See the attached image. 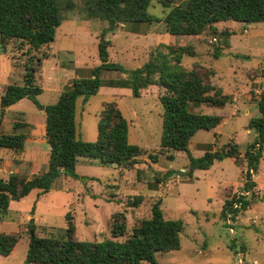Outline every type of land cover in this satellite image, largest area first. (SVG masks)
<instances>
[{"label":"rangeland","instance_id":"1","mask_svg":"<svg viewBox=\"0 0 264 264\" xmlns=\"http://www.w3.org/2000/svg\"><path fill=\"white\" fill-rule=\"evenodd\" d=\"M88 1L59 0L63 21L52 43L30 49L28 43L13 39L5 52L0 51V98L6 85L23 83L29 52L42 58L36 82L44 90L37 99L45 106L55 103L75 78L90 76L91 69L101 62L98 43L108 24L89 17ZM163 1L151 0L148 8L150 14L157 16L156 21L126 22L106 34L111 44L109 60L132 70L157 55L170 60L166 45L191 46L193 52L184 55L183 67L213 71L212 84L233 99L224 107L203 103L194 108L223 117L216 128L200 129L189 145L195 157L207 150L215 152L217 158L212 167L190 172L186 151L160 153L161 86L153 84L142 89L140 97L134 96L130 88L110 86H102L86 101L80 96L76 114L78 135L83 140L98 139L104 104L115 101L129 121L130 141L145 148L146 153L131 169L80 157L76 171L81 179L63 175L48 193L35 189L21 200L12 201L7 217L0 221V234L19 233L20 239L10 255H0V264H23L29 249L30 226L38 236H62L68 213L74 218L78 239L124 241L136 224L152 216L156 202H160L166 218L183 219L181 246L158 252L156 263L139 264H264V156L258 172L252 175L257 183L255 196L244 189L248 168L245 153L258 137L257 131L249 128V121L260 115L257 103L264 89V23L225 20L214 24L216 33L208 29L200 35H174L167 32L165 23L171 7L164 6ZM223 31L231 33L228 38L222 35ZM217 49L222 52L219 58L215 57ZM126 76L116 70H106L102 75L104 79ZM15 105L6 113L0 134L24 132L29 141L22 152L0 148V178L8 179L14 174L32 178L48 167L50 147L43 127L46 113L29 98ZM233 143L239 147L238 158L223 157L222 153ZM170 170L175 172L166 177ZM238 192L247 195L250 204L236 221H230L222 215L223 204ZM138 196L140 203L132 205ZM121 211L126 215L127 233L113 237V218Z\"/></svg>","mask_w":264,"mask_h":264},{"label":"trees","instance_id":"2","mask_svg":"<svg viewBox=\"0 0 264 264\" xmlns=\"http://www.w3.org/2000/svg\"><path fill=\"white\" fill-rule=\"evenodd\" d=\"M177 5L172 6L174 3ZM151 0H89L88 15L100 18L108 26L102 31L98 43L100 64L91 69L90 76L78 77L67 86L55 103L43 105L37 96L43 87L36 82V75L42 65V58L28 53L24 64L22 84L10 83L3 88L0 98V127L8 109L24 98L32 99L37 107L46 113L45 138L50 147L47 169L32 178L18 174L8 179L0 178V221H4L12 201H18L38 189L48 193L54 182L62 175L81 179L76 171L80 157L97 158L102 164L115 168H133L146 149L130 141V124L115 101L104 104L98 124V139L85 141L78 135V98L99 92L102 86L130 88L133 95L140 97L142 89L159 85L164 91L159 96L163 105V130L160 153L186 151L189 156L190 172L197 168H211L217 158L215 152L207 150L204 155L195 157L189 145L193 136L200 130H211L221 124L219 114L201 113L194 108L200 104L224 107L232 102L230 94L223 92L211 82L213 71L201 67L186 69L182 65L185 54H192L191 46L166 45L170 60L161 55L150 58L142 66L128 70L119 63L109 60L110 40L108 32H114L118 25L126 22H154L157 16L150 14ZM164 6L171 7L165 17L167 32L174 35H200L208 29L218 32L215 23L234 20L247 23H264V0H164ZM68 6H72L69 3ZM63 17L59 0H0V47L6 51L11 40H21L30 49H39L55 40ZM231 33L223 31L225 38ZM222 54L217 49L215 57ZM116 70L127 73L123 78L104 79V71ZM260 115L252 117L249 128L257 131L256 141L245 153L248 168L244 189L255 196L257 183L252 175L258 172L264 156V89L257 103ZM19 126V124L17 125ZM27 135L24 132L0 134V148L22 152ZM236 143L222 153L223 157L238 158ZM173 160L172 155H168ZM154 161L156 157L152 155ZM175 171L170 170L168 177ZM88 177H85L87 179ZM157 181L160 180L156 177ZM113 188H117L116 186ZM136 197L132 205L140 203ZM247 195L236 193L226 199L222 215L236 221L241 211L249 207ZM243 209V210H242ZM67 227L62 236L31 235L29 249L23 264H139L141 261L156 263L158 252H168L181 246L180 232L184 227L182 218H166L160 202L152 207V216L142 219L124 240L105 239L102 241L80 240L76 235L73 216L67 214ZM33 229V226H30ZM30 229V230H31ZM34 230V229H33ZM113 237L127 233L126 215L118 212L113 218ZM20 239L19 233L0 234V255H10Z\"/></svg>","mask_w":264,"mask_h":264},{"label":"crops","instance_id":"3","mask_svg":"<svg viewBox=\"0 0 264 264\" xmlns=\"http://www.w3.org/2000/svg\"><path fill=\"white\" fill-rule=\"evenodd\" d=\"M22 100H23V99H22ZM20 101H21V100H20ZM20 101H19V102H20ZM17 103H18V102H17ZM17 103H15V104H17ZM15 104L12 105V106H16ZM12 106L8 109V111L12 108ZM8 111H7V112H8ZM43 111H44V110H43ZM4 119H5V118H4ZM3 123H4V121H3ZM3 123H2V125H3ZM45 124H46V121H44V125H43V127H44V131L46 132ZM2 125H1V126H2ZM28 141H29V139H28V137H27L26 142H28ZM26 148H27V144L25 143V149H26ZM35 162H36V161H35ZM34 165H37V163H34ZM113 167H114V166H113ZM114 168H115V167H114ZM37 174H38V173H37ZM62 176H63V175H62Z\"/></svg>","mask_w":264,"mask_h":264},{"label":"water","instance_id":"4","mask_svg":"<svg viewBox=\"0 0 264 264\" xmlns=\"http://www.w3.org/2000/svg\"><path fill=\"white\" fill-rule=\"evenodd\" d=\"M31 223H33V219H32V221H31ZM30 232H31V235H32V236L35 234V232H34L33 229H31Z\"/></svg>","mask_w":264,"mask_h":264}]
</instances>
